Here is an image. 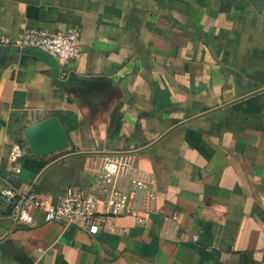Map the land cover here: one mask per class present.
Returning <instances> with one entry per match:
<instances>
[{
    "label": "crops",
    "instance_id": "0c3cea01",
    "mask_svg": "<svg viewBox=\"0 0 264 264\" xmlns=\"http://www.w3.org/2000/svg\"><path fill=\"white\" fill-rule=\"evenodd\" d=\"M28 28L78 31L81 58L3 44ZM51 116L68 148L15 175L11 146ZM109 153L153 178L144 222L90 235L0 204V264H264V0H0V198L94 193Z\"/></svg>",
    "mask_w": 264,
    "mask_h": 264
},
{
    "label": "built area",
    "instance_id": "2783aa9c",
    "mask_svg": "<svg viewBox=\"0 0 264 264\" xmlns=\"http://www.w3.org/2000/svg\"><path fill=\"white\" fill-rule=\"evenodd\" d=\"M3 44L19 50H40L61 64L79 60L82 56L80 34L76 30L52 32L28 28L16 42L4 40ZM29 151L25 143H14L11 146L9 164L15 175L21 174L22 159ZM124 181L129 182V190L122 187ZM141 192L145 193L144 200H140ZM3 194L5 202L12 205L9 215L16 222L33 224V208L43 212L48 223L80 228L95 235L99 232L100 217L105 218L110 230L111 222L121 216H131L138 222H144L150 213L146 205L152 206L156 200V185L152 177L136 168L129 156L106 155L100 162V170L94 180V193L80 186H69L57 203L34 193L20 196L18 200L16 193L11 190H5ZM101 206L103 211L100 210ZM164 220L179 224L178 214L164 216ZM163 236L167 238L170 234L165 230ZM194 241H197V237H194Z\"/></svg>",
    "mask_w": 264,
    "mask_h": 264
},
{
    "label": "water",
    "instance_id": "95a60500",
    "mask_svg": "<svg viewBox=\"0 0 264 264\" xmlns=\"http://www.w3.org/2000/svg\"><path fill=\"white\" fill-rule=\"evenodd\" d=\"M24 138L31 153L39 158L48 157L65 151L70 144V136L58 116H51L27 127L24 131ZM87 154L88 153L83 152L70 156H83ZM107 155L128 156L129 153H109ZM67 157L68 156H65L59 159V161ZM59 161L54 162V164Z\"/></svg>",
    "mask_w": 264,
    "mask_h": 264
},
{
    "label": "trees",
    "instance_id": "16d2710c",
    "mask_svg": "<svg viewBox=\"0 0 264 264\" xmlns=\"http://www.w3.org/2000/svg\"><path fill=\"white\" fill-rule=\"evenodd\" d=\"M19 198H16V200H18ZM0 204L3 205V211L4 213H6L7 215H9L11 209H12V205L10 204H7L5 201H3L1 198H0Z\"/></svg>",
    "mask_w": 264,
    "mask_h": 264
}]
</instances>
